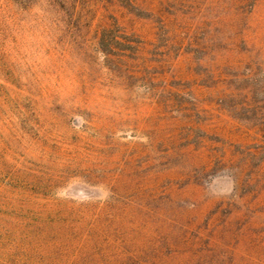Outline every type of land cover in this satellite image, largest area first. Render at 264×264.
Masks as SVG:
<instances>
[{"label":"rangeland","instance_id":"374dc122","mask_svg":"<svg viewBox=\"0 0 264 264\" xmlns=\"http://www.w3.org/2000/svg\"><path fill=\"white\" fill-rule=\"evenodd\" d=\"M0 264H264V0H0Z\"/></svg>","mask_w":264,"mask_h":264},{"label":"clouds","instance_id":"9594fccd","mask_svg":"<svg viewBox=\"0 0 264 264\" xmlns=\"http://www.w3.org/2000/svg\"><path fill=\"white\" fill-rule=\"evenodd\" d=\"M206 184V188L209 190V194H212V188L214 187L213 185H208L207 182H205ZM98 187L103 189V195L101 197H99L100 200H106L110 193V190L107 189L106 186L104 185H99ZM235 188V181L234 179H232L231 183L228 184L226 187L220 188L219 191L222 194L221 196H217L216 198H226V197H231L232 196V192L233 189ZM55 195L58 198H64V194L60 189H57L55 191ZM85 199H88L87 197Z\"/></svg>","mask_w":264,"mask_h":264}]
</instances>
